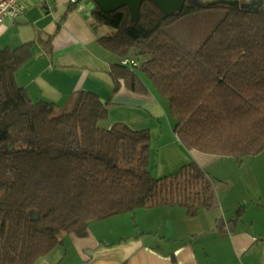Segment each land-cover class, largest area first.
Returning a JSON list of instances; mask_svg holds the SVG:
<instances>
[{
	"label": "trees",
	"instance_id": "16d2710c",
	"mask_svg": "<svg viewBox=\"0 0 264 264\" xmlns=\"http://www.w3.org/2000/svg\"><path fill=\"white\" fill-rule=\"evenodd\" d=\"M237 1L167 9L146 0L136 13L95 8L91 18L109 30L98 39L105 49L142 58L111 65L115 89L122 81L168 100L173 132L189 150L242 158L264 150V0ZM32 44L0 50V264H35L64 236L86 237L95 220L212 206L214 179L203 167L191 161L153 177L150 131L103 127L111 103L96 93L77 91L62 106L32 99L16 81Z\"/></svg>",
	"mask_w": 264,
	"mask_h": 264
},
{
	"label": "crops",
	"instance_id": "0c3cea01",
	"mask_svg": "<svg viewBox=\"0 0 264 264\" xmlns=\"http://www.w3.org/2000/svg\"><path fill=\"white\" fill-rule=\"evenodd\" d=\"M173 1L178 5L179 0ZM71 2L23 0V13L0 24V50L33 42L31 61L18 70L17 83L32 99L55 104L64 103L77 91H92L111 103L107 119L101 122L103 127L122 122L134 130L158 129V116L129 102L147 95L151 100V90L134 91L122 81L114 88L109 71L120 60L98 40L108 31L103 32L102 26L94 20L88 22L77 11L84 1L72 6ZM158 3L167 9L171 4L168 0ZM173 135L167 151L183 146ZM185 149L189 155L184 160L201 167L221 157ZM241 201L228 203L214 194L212 206L193 215L179 206L139 209L127 217L118 214L89 224L87 236L96 243L89 246L83 239L87 236H72L78 240V246H72L73 253L68 248H55L35 264H264V194ZM241 204L244 212L236 216Z\"/></svg>",
	"mask_w": 264,
	"mask_h": 264
},
{
	"label": "rangeland",
	"instance_id": "374dc122",
	"mask_svg": "<svg viewBox=\"0 0 264 264\" xmlns=\"http://www.w3.org/2000/svg\"><path fill=\"white\" fill-rule=\"evenodd\" d=\"M203 1L212 3L217 0ZM102 29L103 32L109 31L106 27H102ZM115 56V60L119 61V57L117 55ZM129 58L137 61H142L141 56L135 55L134 50L129 55ZM150 98L151 100H149L148 95L138 96L130 98L129 102L131 104L141 105L143 106V108H147L149 112L160 118V127L152 131L149 129L151 137L150 172L151 175L155 178H163L172 173H175L181 168V166L188 163L190 160L184 159L187 155H189V152L185 149L186 145L184 143L183 146L173 147L174 149L168 148L167 151V145L174 136L173 126L175 123V119L171 114L168 100L154 93H152ZM64 103H60L58 105L62 106ZM178 151L185 152H183L182 154L181 152H179L180 154L178 155ZM203 168L208 174H211L214 179V191H216V196L218 197L220 194V196L226 199L228 203L233 202L234 200H249L250 198H256L264 194V150L256 156H248L242 158H235L232 156H221L220 158L217 157L214 162H211ZM161 208L162 207H160L159 209ZM137 213L139 212H135V214ZM127 215L132 214L125 212L123 214H120L119 217H127ZM94 223L102 222L99 220H95L92 221L90 225H96ZM133 223H135V221ZM74 239L75 238H71L69 236H64V245L62 249L66 251L65 249L68 248L69 252L73 253L72 246H78V240ZM83 239L89 246L97 242L92 238H89V236ZM56 249H61V247H57Z\"/></svg>",
	"mask_w": 264,
	"mask_h": 264
},
{
	"label": "water",
	"instance_id": "95a60500",
	"mask_svg": "<svg viewBox=\"0 0 264 264\" xmlns=\"http://www.w3.org/2000/svg\"><path fill=\"white\" fill-rule=\"evenodd\" d=\"M146 0H85L77 9V11L86 19L88 22H91L93 19L91 18V11L95 8H99L101 10L105 11H114L117 10L125 5L129 6L131 10H133L134 13L137 12V9L139 5ZM155 1H160L163 2V0H155ZM171 2V4L168 6L169 9L174 7H178L182 5L185 0H179L177 2L178 5L174 4L173 0H168ZM174 4V5H172ZM210 4H225V5H230L233 7L238 8L239 7V2L237 0L232 1V0H217L215 2H212ZM262 4V0H257L253 2L250 5H247L248 8H253L255 5L260 6Z\"/></svg>",
	"mask_w": 264,
	"mask_h": 264
},
{
	"label": "built area",
	"instance_id": "2783aa9c",
	"mask_svg": "<svg viewBox=\"0 0 264 264\" xmlns=\"http://www.w3.org/2000/svg\"><path fill=\"white\" fill-rule=\"evenodd\" d=\"M75 2L76 0H71ZM24 11L23 0H0V24L7 19L19 17ZM120 62L127 66H138V62L128 57L121 58Z\"/></svg>",
	"mask_w": 264,
	"mask_h": 264
}]
</instances>
